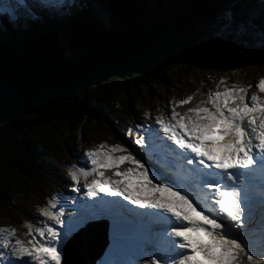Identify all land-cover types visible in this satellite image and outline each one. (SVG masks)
Returning <instances> with one entry per match:
<instances>
[{
    "label": "trees",
    "instance_id": "1",
    "mask_svg": "<svg viewBox=\"0 0 264 264\" xmlns=\"http://www.w3.org/2000/svg\"><path fill=\"white\" fill-rule=\"evenodd\" d=\"M95 1L107 26L86 0L62 8L64 25L25 7L1 15L0 219L9 223H37L61 197L77 131L94 145L118 129L132 142L129 123L168 91L213 92L229 73L264 72V0Z\"/></svg>",
    "mask_w": 264,
    "mask_h": 264
},
{
    "label": "snow or ice",
    "instance_id": "2",
    "mask_svg": "<svg viewBox=\"0 0 264 264\" xmlns=\"http://www.w3.org/2000/svg\"><path fill=\"white\" fill-rule=\"evenodd\" d=\"M23 6L16 0L10 9ZM256 88L264 93V78ZM207 100L211 107L196 103L182 115L171 111L169 123L157 120L165 136L156 135L175 159L169 167L86 151L93 167L79 174L97 178L80 186L78 172L69 170L72 191L85 198L75 214L65 217L64 207L57 211L49 201L39 212L52 223H26L27 242L14 228L0 227V264H73L68 245L98 217L110 221V258L103 264H264V96L232 86L209 92ZM148 139L135 140L141 152L151 146ZM111 150L126 152L118 144ZM125 162L133 167L119 170ZM100 168L114 169L120 179ZM133 219L150 226L133 227Z\"/></svg>",
    "mask_w": 264,
    "mask_h": 264
},
{
    "label": "rangeland",
    "instance_id": "3",
    "mask_svg": "<svg viewBox=\"0 0 264 264\" xmlns=\"http://www.w3.org/2000/svg\"><path fill=\"white\" fill-rule=\"evenodd\" d=\"M71 0H57L54 1V4H59L56 6L54 10V14H50L51 21L55 20L58 22H61L59 18L64 16L62 12V8H64V5H67L70 3ZM81 10H85V7L80 6ZM97 10H99L100 14L102 15V18H104L105 23H107V16L105 12L103 11L102 6L100 5L99 7L96 6L95 2H92L91 6V12L98 16ZM41 11V10H39ZM45 13L44 11H42ZM38 14L41 12H37ZM58 13L61 15L58 16ZM13 15V14H11ZM94 16V15H93ZM95 17V16H94ZM100 17V16H98ZM101 18V17H100ZM66 23V22H65ZM16 32H19V29H16ZM264 78V74L260 72H256L254 76L247 77L243 74L242 71H235L233 73H229L226 75L225 79H223V83L221 86H219L215 91L222 90L224 87H232L235 86L236 88H246L247 89V94L250 96L251 93L255 92L258 96H264V93H261L257 88H256V83L261 79ZM251 85V87H248ZM214 92V91H213ZM207 95L208 91L204 89H200L198 92L194 93L192 96V100L186 104V105H181L177 104L178 100H181V97H177L173 92L168 91L167 92V98L161 101V98H157L156 100V110L157 113H150L148 108L146 109L147 113V122L144 123V125H140L138 127H134L133 125H130L128 127V131L131 130L133 136H139L140 134H146L149 139L146 141V145L151 144V139L152 137L158 132L159 137H162L164 135L163 131L160 129V126L157 124V120H163L164 123H169L170 122V114L171 111L175 110L179 114H184L189 106H195L196 103H202L203 106L205 107H211V105L208 103L207 100ZM160 100V101H159ZM140 119V117H138ZM151 129H154L155 131H152ZM75 141H77L79 144L76 143L75 148L77 151L76 155V162L72 167L69 168V170L72 171H77L78 172V182L79 185L82 186L86 182H90L92 179L97 178L96 176L92 175L93 173H90L87 177H80L81 174H79V169L83 168L86 171L88 169H91L93 166L90 163H86V157H84V153L88 150H93V147L90 145V142H88L86 139L84 140L83 136L77 131L74 135H72ZM108 141L107 143H102L100 144L97 149L102 151L101 149L108 150L111 152L113 156H119V155H126V154H131L133 155L136 159L141 160L142 163L145 164V167H151L153 164H155L153 158H150V154L147 153L146 151L141 152V146L136 144V143H131L128 140L124 139L120 135L112 132V134L108 135ZM118 144L123 146V148L126 149V152H120V151H112L111 150V145ZM149 149V147H147ZM87 165V166H86ZM128 167H133V165L125 162L120 165L119 170H124ZM114 171L112 168H107L106 172L108 173V178L113 179V178H119L114 175ZM103 174H105V171H102ZM72 181L70 177L65 179V182L63 183V189L62 191L64 192V195L67 196L68 200L70 198H73L77 192L72 191ZM57 204V208L55 210H59L60 206H63L64 200L62 201H57L55 202ZM64 207V206H63ZM65 209V207H64ZM42 221H39L38 223L33 224V228L41 226L43 223H52L47 220L46 217H43ZM26 223L23 224H12L9 223L7 219H0V227L8 226L12 227L15 229V237L27 242V240L31 239L28 233V228L25 226ZM59 227V226H57ZM3 249L0 248V251Z\"/></svg>",
    "mask_w": 264,
    "mask_h": 264
},
{
    "label": "water",
    "instance_id": "4",
    "mask_svg": "<svg viewBox=\"0 0 264 264\" xmlns=\"http://www.w3.org/2000/svg\"><path fill=\"white\" fill-rule=\"evenodd\" d=\"M75 239L71 248L67 249L79 258L73 264H94L107 244L104 225L99 223L89 224Z\"/></svg>",
    "mask_w": 264,
    "mask_h": 264
},
{
    "label": "bare ground",
    "instance_id": "5",
    "mask_svg": "<svg viewBox=\"0 0 264 264\" xmlns=\"http://www.w3.org/2000/svg\"><path fill=\"white\" fill-rule=\"evenodd\" d=\"M215 57V56H214ZM219 61V60H218ZM154 139H156V138H154ZM147 153H149L150 154V158H153V160H154V162H155V164H156V166L157 167H161L159 164H157L156 163V161H155V159H154V155H151L152 153H151V151H146ZM103 157H101V159H102ZM161 160H164V157L161 159ZM161 160H160V162H161ZM120 179V178H119ZM109 237L111 238V233L109 234ZM110 238H108V244H107V247L105 248V250H104V252H103V254L96 260V263L95 264H103V261H105V260H107V259H109L110 258V256H109V248H110ZM242 262L243 261H241V264H242ZM245 262V261H244ZM245 264H247V261L245 262Z\"/></svg>",
    "mask_w": 264,
    "mask_h": 264
}]
</instances>
